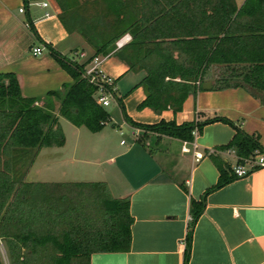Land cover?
Masks as SVG:
<instances>
[{"label":"trees","instance_id":"16d2710c","mask_svg":"<svg viewBox=\"0 0 264 264\" xmlns=\"http://www.w3.org/2000/svg\"><path fill=\"white\" fill-rule=\"evenodd\" d=\"M57 1L64 24L84 34L95 47L94 56L117 51L130 69L146 71L140 80L146 91L140 107L180 110L213 65L215 88L249 85L264 101V0H245L241 6L236 0ZM27 20L36 32L31 18ZM126 33L130 40L118 47L117 40ZM52 51L74 78L48 92L60 98L59 114L101 130L111 113L96 100L97 86L84 74L87 61ZM36 100L22 94L16 73L0 72V237L10 264H90L94 251L129 249L134 221L129 196H114L103 180L25 179L30 152L66 142L59 115ZM121 107L134 125L182 139H192L194 126L203 124L163 119L143 123ZM220 148H233L239 161L262 150L258 137L240 127ZM210 155L221 175L208 191L228 180L225 160ZM191 204L193 223L204 201L192 198ZM191 237L189 232L186 260Z\"/></svg>","mask_w":264,"mask_h":264},{"label":"crops","instance_id":"0c3cea01","mask_svg":"<svg viewBox=\"0 0 264 264\" xmlns=\"http://www.w3.org/2000/svg\"><path fill=\"white\" fill-rule=\"evenodd\" d=\"M244 1L236 0L239 6ZM60 12L57 0H0V72L16 73L22 94L36 97V103L51 108L61 122L60 98L48 92L74 78L52 50L69 57L83 51V56L73 58L90 66L95 47L81 31L69 29ZM29 17L37 33L29 26ZM130 38L126 33L119 41L123 45ZM35 46L43 47L42 53L35 54ZM99 57L100 67L115 80L119 115L108 109L111 120L99 131L74 124L72 144L66 146V136L63 145L49 146L56 147L49 152V165H60V177L42 179L103 180L114 196L130 197L134 216L130 248L94 251L90 264H264V168L237 177L232 172L239 161L236 151L220 148L240 127L257 136L259 151H264L262 93L249 85L215 88L217 66L213 65L204 79L211 81L210 86L202 84L190 93L180 110L167 107L158 112L148 105L139 106L146 96L140 83L144 69H130L117 51ZM121 104L132 119L143 123L162 119L203 123L199 147L216 149L227 164L224 176L228 180L208 191L221 175L212 156L195 162L192 151L182 148L184 139L134 125ZM218 116L230 121L210 120ZM124 128L133 136L129 145L124 139H113ZM152 140L157 142L154 147ZM44 147L34 151V157ZM192 198L204 201L203 212L193 223ZM189 232L191 249L186 260Z\"/></svg>","mask_w":264,"mask_h":264},{"label":"built area","instance_id":"2783aa9c","mask_svg":"<svg viewBox=\"0 0 264 264\" xmlns=\"http://www.w3.org/2000/svg\"><path fill=\"white\" fill-rule=\"evenodd\" d=\"M43 3L47 4V1H44ZM23 9L24 8L22 7L21 10ZM121 44V41L117 42L118 46H120ZM42 51L43 47L41 46H35L33 48V52L35 54H40L42 53ZM84 54L85 53L83 51L77 50L74 52L73 57L83 56ZM91 61L92 64L90 66H86L84 74L92 83L97 86L96 100L103 106H107L111 103V99L116 96L115 80L110 74L105 72L100 67L101 58L99 57V55L94 56ZM192 134V139L183 140L182 148L185 151H192L193 160L195 162L201 160L208 154L215 153L216 149L214 147H210L207 150H204L199 147L197 138L200 134V127L198 124L194 126ZM256 168H264V151L257 150L254 154L242 157L241 161H238L232 166V172L235 176L240 177L249 174L252 170Z\"/></svg>","mask_w":264,"mask_h":264},{"label":"rangeland","instance_id":"374dc122","mask_svg":"<svg viewBox=\"0 0 264 264\" xmlns=\"http://www.w3.org/2000/svg\"><path fill=\"white\" fill-rule=\"evenodd\" d=\"M124 36V35H122ZM121 36V37H122ZM120 37V38H121ZM120 38L117 40V42L120 40ZM117 90V88H116ZM116 97L111 99V103L107 105L106 107L112 112H114L115 116L119 115V104L117 100L115 99ZM61 125L63 127V130L65 132V135L68 137V143L66 146H69L72 144L73 141V134H72V128H74V123L71 122L69 119L66 117L62 116L61 117ZM88 130V129H86ZM132 134L131 131L127 128H124L122 131H118V133L113 135V139L117 141H121V139H124L126 142L125 145H129L133 139H132ZM92 141L95 142V138L92 139ZM157 142L156 140H152V146H156ZM53 148L56 147H49L45 146L40 153L34 157V153L30 152L28 155V166L27 163L25 164L27 166V171L25 173V179L26 180H42V179H49L50 177H60V165H49V152L50 150H54ZM107 157V156H104ZM103 159V158H102ZM24 165V166H25ZM95 177H98V175H94ZM0 254L2 256V259L4 261V264H10V258L8 254V250L6 247V244L3 242L2 239H0Z\"/></svg>","mask_w":264,"mask_h":264},{"label":"water","instance_id":"95a60500","mask_svg":"<svg viewBox=\"0 0 264 264\" xmlns=\"http://www.w3.org/2000/svg\"><path fill=\"white\" fill-rule=\"evenodd\" d=\"M210 86L211 85V81L210 80H206L203 82V86L206 87V86Z\"/></svg>","mask_w":264,"mask_h":264}]
</instances>
